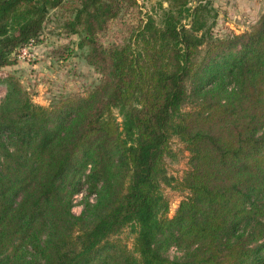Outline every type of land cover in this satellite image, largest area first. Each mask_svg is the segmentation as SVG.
Segmentation results:
<instances>
[{"label":"trees","instance_id":"obj_1","mask_svg":"<svg viewBox=\"0 0 264 264\" xmlns=\"http://www.w3.org/2000/svg\"><path fill=\"white\" fill-rule=\"evenodd\" d=\"M188 2L0 0V68L62 8L102 73L48 105L0 76V264H264V12L218 36L210 0ZM173 136L189 156L168 215Z\"/></svg>","mask_w":264,"mask_h":264},{"label":"rangeland","instance_id":"obj_2","mask_svg":"<svg viewBox=\"0 0 264 264\" xmlns=\"http://www.w3.org/2000/svg\"><path fill=\"white\" fill-rule=\"evenodd\" d=\"M142 9H150L156 0H138ZM213 6L214 16L209 20L212 22V30L215 35L224 36L232 32H241L250 29L264 12V0H210ZM166 1L163 5H166ZM189 5L194 0H189ZM62 8H54L49 11L42 29L37 37L24 46L28 53L24 54L21 47L13 52V63L0 68V76L13 73L28 90L33 101L44 105L51 104L61 96L76 92H83L100 82L102 73L94 65L89 63L85 57L87 45L78 46L77 34L66 33L62 27L60 13ZM132 17L124 13L123 17ZM159 17V16H157ZM116 24V23H115ZM114 22L111 30L106 31L101 38L107 43L115 39L120 27ZM124 36V33L122 34ZM23 47V46H22ZM6 92V85L0 84V100ZM189 103L184 105L188 108ZM113 113L120 122L122 115L118 108ZM189 152L184 143L173 136L169 140L165 155L166 173L171 177V183L162 184V192L168 199L167 214L172 215L180 199L186 194V190L175 187V181L180 179L184 170L188 167ZM83 192L73 194L72 210L78 214L81 212L84 199H92ZM118 236L122 237L129 247L132 245L134 233L130 226H125ZM182 249L172 244L166 254L170 257L181 254Z\"/></svg>","mask_w":264,"mask_h":264},{"label":"built area","instance_id":"obj_3","mask_svg":"<svg viewBox=\"0 0 264 264\" xmlns=\"http://www.w3.org/2000/svg\"><path fill=\"white\" fill-rule=\"evenodd\" d=\"M21 50L24 54L28 53V49H27V46H23L21 47Z\"/></svg>","mask_w":264,"mask_h":264},{"label":"crops","instance_id":"obj_4","mask_svg":"<svg viewBox=\"0 0 264 264\" xmlns=\"http://www.w3.org/2000/svg\"><path fill=\"white\" fill-rule=\"evenodd\" d=\"M27 47H29V46H27ZM30 48V47H29Z\"/></svg>","mask_w":264,"mask_h":264}]
</instances>
